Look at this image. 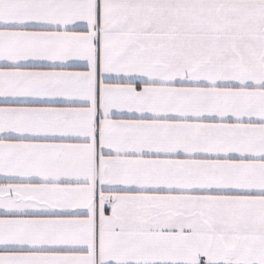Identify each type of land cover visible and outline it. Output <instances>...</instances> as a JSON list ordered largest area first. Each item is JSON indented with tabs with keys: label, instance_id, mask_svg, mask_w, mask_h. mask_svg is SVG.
I'll use <instances>...</instances> for the list:
<instances>
[{
	"label": "snow or ice",
	"instance_id": "6c2138e0",
	"mask_svg": "<svg viewBox=\"0 0 264 264\" xmlns=\"http://www.w3.org/2000/svg\"><path fill=\"white\" fill-rule=\"evenodd\" d=\"M0 264H264V0H0Z\"/></svg>",
	"mask_w": 264,
	"mask_h": 264
}]
</instances>
